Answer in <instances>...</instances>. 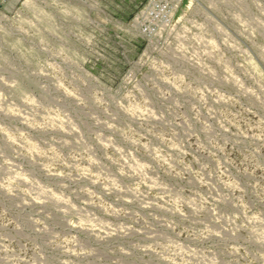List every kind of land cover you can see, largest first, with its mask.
Here are the masks:
<instances>
[{
	"label": "clouds",
	"instance_id": "9594fccd",
	"mask_svg": "<svg viewBox=\"0 0 264 264\" xmlns=\"http://www.w3.org/2000/svg\"><path fill=\"white\" fill-rule=\"evenodd\" d=\"M0 264H264V0H0Z\"/></svg>",
	"mask_w": 264,
	"mask_h": 264
}]
</instances>
